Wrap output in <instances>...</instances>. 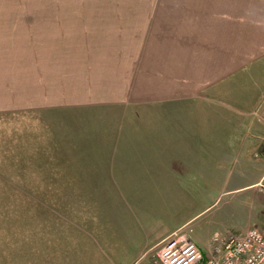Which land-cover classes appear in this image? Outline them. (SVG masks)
Here are the masks:
<instances>
[{
	"label": "rangeland",
	"instance_id": "obj_1",
	"mask_svg": "<svg viewBox=\"0 0 264 264\" xmlns=\"http://www.w3.org/2000/svg\"><path fill=\"white\" fill-rule=\"evenodd\" d=\"M181 5L174 0H0V26H5L0 32L19 39L17 48L2 46V52L10 50L34 61L44 59L43 70L47 64L56 66L66 80L58 83L60 89L51 86V90L96 94L94 102L85 95L59 106L0 114V264H148L156 259L162 244L144 252L173 225L179 227L168 238L189 233L201 250L215 234L242 233L253 225L260 228L264 196L251 184L262 171L264 139L258 148L238 141L239 137L255 139L263 131L242 130L243 126L239 130L237 124L231 129L210 128V142L200 146L201 154L211 158L209 163L200 162L207 169L201 177L195 174L200 116L181 112L176 131L160 132L174 114L159 115L161 105L163 109L182 107L189 100L187 107L195 110L201 104L196 106L194 100H202V93L194 100L179 98L183 102L157 96L169 93L185 76L177 62L185 51L175 49L169 60L166 49L172 42L185 48L193 40L194 34L188 37L192 26L179 21L185 13ZM172 7L174 11L169 12ZM196 8L193 2L188 14L193 20ZM233 15L241 33L247 31L243 40L261 37L264 0H242L240 4L227 0V17ZM233 20L227 22L234 26ZM154 21L158 24L153 25ZM89 57L110 60L97 67L87 62ZM119 93L147 95L145 99L122 98ZM235 94L244 98L247 93ZM211 98L218 101L210 106L212 113L219 114L218 107L237 106L225 95ZM143 100L144 110L137 107ZM251 100L255 110H264V96ZM258 121L264 122V113ZM150 137L151 146H142V140ZM122 140L129 145L124 147L126 152L142 153L144 162L113 157L111 147L116 144L120 154ZM156 154L169 168L160 166ZM215 155L219 161L213 160ZM177 156L185 165L175 162ZM144 167L145 172L138 174ZM165 175L169 182L163 179ZM206 178L208 185L203 182Z\"/></svg>",
	"mask_w": 264,
	"mask_h": 264
},
{
	"label": "crops",
	"instance_id": "obj_2",
	"mask_svg": "<svg viewBox=\"0 0 264 264\" xmlns=\"http://www.w3.org/2000/svg\"><path fill=\"white\" fill-rule=\"evenodd\" d=\"M174 1H180L182 3V5L179 6V8L182 9V11H184L185 13L179 17V21L185 23V27H188L190 25L192 26L193 32L188 37L191 39L193 37V34L194 37L191 42L188 41H187L188 43L186 42L185 48L179 46L180 43L174 44L173 42L166 47V49L168 48V51L170 53L169 57H167V59L169 60L173 59V55H171V53L175 49L180 51H185V56L179 61H177L180 64H182L180 71H184L182 74L185 76L184 78H182L183 79L182 82L179 83L176 88L170 90L169 93H157V96L161 97L162 94H164V95H168L169 98H178L179 101L183 102L184 100L179 98H185V99L193 98L192 100H194V98L199 97V96L197 97L198 93H202L201 95L202 100H198V99L197 101L194 100V102H196V106L197 104L198 105L201 104L200 107H198L199 109L196 107L195 110L193 109V106H191L190 108L187 107L189 100H185L186 105L182 107L174 106L163 109L161 105L160 111L158 113L159 115H161V113L163 114V112L166 113L167 111L168 113L174 111V114L173 115L170 114L168 116V118H170L169 126H167L164 122V124L167 127L161 128V130L159 128L158 129L160 130L161 134L163 131L167 130V128L176 131L177 129L175 123L179 120L180 117L178 115L181 112H190L193 115L197 113V115L200 116L199 119L202 120L203 122L196 123V126L199 127L196 129H198L199 132L195 134L197 141L195 148L200 156H198L199 157L198 162H195V163H199L197 165L198 169L196 170L195 174L197 177H201L203 176L204 173H206L207 169H205V167L203 166L200 167V162L205 164L206 161L208 162V160L211 159V158L209 159L208 157L206 158L204 155L201 154V147H200L203 145V141L210 142V138H208V135H210V133H208L210 132V128L231 129L235 126V124H237L239 130H241V126H243L242 130L246 129L247 127L249 129H253L258 132L261 131L264 132V122L262 123L259 122L260 120L258 121V118H261V116H263L264 110L263 111L255 110L256 106L254 102H252L251 100L252 98H258V97L260 98L264 96V16L259 18L261 19L262 22V29L258 34L261 37L259 38L256 35L257 37L255 39H249V41H246L243 40V36H246L245 33H247V31L246 30L243 31L244 35L241 33L240 28L238 26L240 24L236 23L235 21L236 18L234 15L230 18L227 17V0H174ZM193 2H195L197 6V8L195 9L196 14L194 16V20L192 19L191 14L188 15L189 11H192L191 8ZM237 2L240 4L242 0H237ZM254 8H256L257 11V5L256 7H254V4L252 2V9ZM174 9L175 8L173 7L170 8L169 12L174 11ZM233 14H235V12ZM0 17L2 18V16ZM232 18H234L233 20V22L235 23L234 26L233 25L231 26L230 25L231 23L229 21L227 22V19H232ZM242 21L244 22L243 19ZM2 22L3 21L0 20V23ZM209 22L211 25L208 28L207 23ZM152 24L157 25L158 21H154L152 22ZM161 26L165 27L167 26V24H161ZM227 26L231 28L226 30ZM236 26H238L237 29ZM4 27L5 26H0V28H4ZM205 32H208L209 34L210 33L213 34H211L210 37H206L204 36ZM218 33H221V36ZM178 34L186 35L184 32ZM18 40L19 39L17 35H15L14 37H9V36L4 37L3 33L0 32V47L4 46L6 48H9L13 45L15 48H17L16 45ZM216 49H218L219 52H216ZM87 60H89L87 62L94 64L97 67H104L105 64L110 60V58L89 57V59ZM100 60H103L104 62L102 65L98 64ZM42 61H44V59L34 61L33 59L32 60L27 59L22 55L18 56V53L16 52L11 53L10 50H8L7 52H2L0 50V114L23 113V112L25 113L27 111L43 108L45 105L59 106L62 104V102L70 101L72 99L73 100L79 98L84 99L83 97H85V95L91 98L90 102L95 101L96 99L95 93L67 94L62 91L60 92L58 90H51L52 89L51 86H53V89L56 88L60 89L58 83H60V81L64 82L66 80V76H64L63 73L60 75L59 70L56 66L51 68L47 64L48 69L43 70L42 67L40 66ZM70 62L71 61H69V65H72V63ZM58 65L60 66L63 64L60 63ZM177 73L178 72H176L175 74ZM235 93H247V94H245L246 97L241 98L237 96ZM258 93H260L261 96L260 95L258 96ZM97 94L100 97L106 96V93H97ZM131 95L134 97L144 96L143 99H145V95H147V93L118 94V96L122 98L130 97ZM224 95L225 97L228 96L229 98H231V100L234 103H236L237 106L232 108L231 106L226 105V109L225 107H218L216 109L220 110V113L217 114L215 111L214 113H212L210 111L211 109L210 106H213V104L216 105L218 101H215V99L213 101L212 100L213 98L211 97L217 98ZM178 100L177 102H179ZM140 101L141 100H137L134 102L138 104L140 103ZM232 101L230 102L233 103ZM145 102L146 101L143 100L142 104ZM158 102H160V104L167 103V102L162 103V101H158ZM81 103L83 102L80 101L75 105H80ZM221 103L223 102L221 101L220 104ZM66 104L68 105V103ZM137 107H141L142 110H144V107L147 106L143 104ZM227 107H230L231 111L227 112L228 110ZM155 111L158 110L155 109ZM258 111H261V113H259ZM208 114H210L212 118ZM226 114L228 115L231 114V116L227 118V116L225 117ZM258 114H260L259 117ZM193 119L195 118H192L191 121ZM213 119H216L217 121H219V123L216 124L215 121H211ZM229 122H233L234 125L233 126L227 125V123L229 124ZM191 123H193L191 127H194V122L192 121ZM181 126L182 129L185 128V124L181 123ZM156 131L157 128H155V132ZM263 132L257 134L255 139L239 137L238 144L242 142L240 145L243 144V146L245 147L258 148L259 146L262 145L264 139ZM151 143H153V138L151 137L144 138L142 140L141 145L151 146ZM221 143L222 145L226 146L225 141H221ZM115 145L116 144H114L111 147V155L113 157L122 156L123 161L128 160L127 157L136 158L135 160H137L139 163L143 161L142 153L133 151L134 153L132 154L126 152L129 150L128 149L126 150L124 148L126 147V145H128V143H125V140L124 141L122 140L121 146L123 152L121 149L120 154L117 153V148L115 147ZM262 152H264V150ZM154 156L156 157L157 160L159 159L158 154ZM174 160L177 163H183L185 165L184 163L185 161L179 156L175 157ZM213 160L219 161L220 156L215 155V158ZM260 161L262 163L261 166L262 171L258 174L257 180L251 184V186L253 187H256V184L261 180L264 174V155L262 156V158H260ZM158 162L160 163V166L165 167L166 169L169 168L168 162L161 160H158ZM139 169L140 170L138 171V174H142V170L145 172L147 168L144 167L142 169L141 168ZM146 172L149 171L147 170ZM174 174L177 176L175 178L178 180L180 177L178 176V172H174ZM169 175H172L174 177V175L171 174L170 172ZM187 175L188 176H186V180L189 179L190 177L189 173ZM162 177L163 179L166 178L167 182L170 181L167 175ZM208 178L203 180V182L205 183L204 185H208L209 183ZM184 184L185 183H181V186L184 187L185 186ZM166 185H169V183H167ZM258 225L260 226L259 229L264 230V216L261 217V220L258 223ZM178 227H179L178 225H173V227H169L167 231H164V233L159 238H156V241L154 242L155 244L150 246L144 252V255L145 253L152 252L154 251V249L158 248L159 245L162 244V242L165 239H167L172 233L177 231ZM252 227H255V225L249 226L248 228L244 229L243 232L248 231ZM195 243L197 244V242ZM209 247L210 244L203 251H207Z\"/></svg>",
	"mask_w": 264,
	"mask_h": 264
},
{
	"label": "built area",
	"instance_id": "obj_3",
	"mask_svg": "<svg viewBox=\"0 0 264 264\" xmlns=\"http://www.w3.org/2000/svg\"><path fill=\"white\" fill-rule=\"evenodd\" d=\"M256 187L264 196V174ZM148 264H264V230L215 234L206 252L189 233L179 232L162 243L156 259Z\"/></svg>",
	"mask_w": 264,
	"mask_h": 264
}]
</instances>
